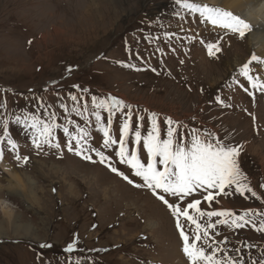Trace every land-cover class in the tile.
I'll return each mask as SVG.
<instances>
[{
	"label": "rangeland",
	"instance_id": "1",
	"mask_svg": "<svg viewBox=\"0 0 264 264\" xmlns=\"http://www.w3.org/2000/svg\"><path fill=\"white\" fill-rule=\"evenodd\" d=\"M207 43H221V50L209 57ZM250 58L248 33L240 38L230 30H216L175 0H0V104L4 105L0 135L3 121L8 120L9 134L22 157L62 164H41L46 171L37 175L29 168L18 175L6 167V175L0 170V202L9 200L15 206L13 213L0 207V264H190L175 218L149 189L129 184L101 164L94 152L87 153L90 161L68 151L63 127L73 135L83 129L88 145L104 151L113 166L136 183L142 182L118 162L114 155L118 145L102 147L103 133L92 115L93 96H114L131 106L112 118L110 135L117 140L126 112L132 114L133 128L138 117H144L140 124L145 135L148 117L155 112L162 138L165 118L170 117L179 122L174 126L186 141L198 129L222 143L242 146L240 168L260 199L228 188L227 195H216L209 203L200 190L182 206L200 199L205 211L264 212V90L247 83L236 95L229 94L231 109L244 110L238 119L216 109L220 95L245 79L240 69ZM249 74L264 82L262 64L250 65ZM26 113L46 122H52L55 114L60 127L53 129L52 144L59 143V148L33 145L38 130L15 123L17 115ZM100 114L106 124L108 113L100 109ZM127 144L147 163V151L142 142L135 145L131 132ZM0 147L4 163L28 166L15 159L6 141ZM63 202L67 204L62 207ZM205 222L206 218L201 220ZM210 235L230 256H237L234 249L240 248L246 264L264 253V232L251 224L243 228L220 224ZM74 240L76 248L66 253L65 247ZM44 243L52 247L42 248ZM27 245H36L35 250L28 251Z\"/></svg>",
	"mask_w": 264,
	"mask_h": 264
},
{
	"label": "snow or ice",
	"instance_id": "2",
	"mask_svg": "<svg viewBox=\"0 0 264 264\" xmlns=\"http://www.w3.org/2000/svg\"><path fill=\"white\" fill-rule=\"evenodd\" d=\"M175 3L191 13H198L202 21L210 23L214 27L230 30L240 38H244L253 27L246 19L242 18L241 14H234L232 11L219 6L210 7L207 3H194L192 0H175ZM206 47L210 56L214 55V50L216 52L221 50L217 43H207ZM257 64H264V59L252 54L240 72L252 88L264 90V83H260L258 77L249 74L250 65L255 66ZM129 67L134 66L129 65ZM241 86L243 87V85ZM83 91L87 92V89ZM71 99L76 101L77 97L73 95ZM92 103L94 105L92 115L95 116L98 130L103 133L102 147L107 149L113 145H118V149H114V155L118 158V162L126 164L132 170V175L140 178L142 182L136 183L134 179L113 166L112 158L106 155L104 151L88 145L86 140L88 134L83 129H78V134L73 135L69 132L68 127H63V132L69 137L66 145L68 151H75L76 155L90 161L92 156L87 153L94 152L101 164H106L113 173L120 175L129 184L136 188L149 189L175 218V227L182 240V251L190 264H246L244 258L239 256L240 248L234 249L238 254L237 256H230L227 250L219 247L221 242L214 240V235H210V230L214 231L217 225L230 223V226L234 228H243L251 224L256 231L264 232V212L254 213L247 210L237 215L229 210L205 211L200 207V199L191 200L186 203V206H182L183 202L200 190H202L203 200L209 203L215 199L216 195L221 193L227 195L226 190L228 188H234V191L242 196L245 193H250L251 196L260 199L257 192L245 182L247 176L240 168L239 155L242 146L222 143L211 133L201 134L198 129H193L189 133L190 142L186 141L182 134H178L177 127L174 126H178L179 122L173 121L170 117L165 118L164 123L167 128L162 138L158 116L155 112L150 113L148 117L150 127L146 130V135L142 134V125L140 124L144 117H138V123L133 128L132 114L130 111L126 112V118L121 122L120 137L117 140L110 135L112 118L116 111L130 109L131 106L114 96H109L107 99H98L93 96ZM0 107H4V105L0 104ZM61 107L65 106L61 105ZM84 107L87 110V106ZM100 109L108 113L106 124L101 117ZM73 111L82 115L77 108H74ZM54 120V113L52 114V122L43 121L31 113H26L23 117L19 115L15 117L16 124H23L25 127L38 130V134L34 132L32 136V143L37 149L44 144L50 147H60L59 143L52 144L53 129L60 127ZM130 132L134 137L135 145L139 146L142 142L143 148L147 151V163L142 162L138 150L130 151L127 144ZM73 140H75V144L72 143ZM5 141L15 159L27 163L29 158L19 154V146L9 134L8 120L3 121V135H0V145H4ZM3 157L4 148L0 147V160ZM158 165L162 167H158ZM190 210H194L198 215H192ZM257 216L260 217L259 220L255 219ZM214 217L217 219L213 222L212 218ZM181 218H183V222ZM205 218L207 222L201 223V220H205ZM186 225L188 231H186ZM223 243L227 244V238L224 239ZM76 244L75 240L67 244L64 251L72 253ZM41 247L51 248L52 245L44 243L41 244ZM248 247L251 248L252 245ZM220 253H223L222 257L219 255ZM251 264H264V253L259 260H252Z\"/></svg>",
	"mask_w": 264,
	"mask_h": 264
},
{
	"label": "bare ground",
	"instance_id": "3",
	"mask_svg": "<svg viewBox=\"0 0 264 264\" xmlns=\"http://www.w3.org/2000/svg\"><path fill=\"white\" fill-rule=\"evenodd\" d=\"M196 3H207L211 6H219L226 10L232 11L234 14H241L253 27L248 32V41L251 47V55L256 54L264 59V0H194ZM91 6V5H90ZM92 7V6H91ZM108 9V8H106ZM157 9V8H156ZM161 9V8H160ZM111 10V9H110ZM158 10V9H157ZM109 11V10H108ZM120 11V10H119ZM118 11V12H119ZM115 12V11H114ZM111 13V12H110ZM113 13V12H112ZM109 14V13H108ZM115 14V13H114ZM113 15V14H112ZM112 17V16H111ZM140 19V18H139ZM178 27V26H177ZM172 28V27H171ZM174 28V27H173ZM180 28V27H179ZM216 30L218 27H214ZM195 32V31H194ZM220 32V31H219ZM226 32V31H224ZM214 33V32H213ZM221 33V32H220ZM229 33V32H228ZM188 34V33H187ZM212 34V33H211ZM222 34V33H221ZM220 34V35H221ZM230 34V33H229ZM171 35V33H170ZM179 34H177L178 36ZM181 35V34H180ZM225 35V34H224ZM235 35V34H234ZM174 35H172L173 37ZM185 36V35H184ZM190 36V35H189ZM227 36V34H226ZM170 37V36H169ZM175 37V36H174ZM219 37V36H218ZM246 37V36H245ZM183 39V38H181ZM180 39V40H181ZM189 39V37H188ZM219 39V38H218ZM222 39V37L220 38ZM225 39V37H224ZM229 39V38H228ZM170 40V39H169ZM186 40V39H185ZM171 41V40H170ZM194 41V40H193ZM196 41V40H195ZM243 41V40H242ZM187 42V41H186ZM221 44V43H220ZM219 44V46H220ZM245 44V43H243ZM230 45V44H229ZM242 45V44H240ZM223 46V45H222ZM242 47V46H241ZM233 48H235L233 46ZM232 49V48H231ZM237 50V49H233ZM243 50V49H242ZM208 51V50H207ZM215 53V52H214ZM234 53V51H233ZM208 54V53H207ZM231 54V53H230ZM229 54H227L228 56ZM210 57V55L208 54ZM233 56V54H232ZM230 56V57H232ZM240 56V55H239ZM241 57H239L240 60ZM176 59V58H175ZM235 59V58H234ZM174 60V59H173ZM185 60V59H184ZM243 60V59H242ZM175 61V60H174ZM232 61V60H231ZM195 62V61H193ZM181 63V62H180ZM243 63V62H242ZM241 63V64H242ZM191 65V63H190ZM264 66V64H262ZM85 177V175H84ZM94 177V176H93ZM88 181V180H87ZM90 182V181H89ZM18 192V191H17ZM0 207L4 212L13 213L15 206L7 201L0 202Z\"/></svg>",
	"mask_w": 264,
	"mask_h": 264
},
{
	"label": "crops",
	"instance_id": "4",
	"mask_svg": "<svg viewBox=\"0 0 264 264\" xmlns=\"http://www.w3.org/2000/svg\"><path fill=\"white\" fill-rule=\"evenodd\" d=\"M42 164H44V163H42ZM13 172H16L17 175L20 174V173H23V171H22V172H18V171H16L15 168H13ZM30 176H31V175H30ZM31 177H32V176H31ZM32 179H33V178H32ZM33 180H34V179H33ZM55 190H57V188H55ZM24 198H25V195H24ZM62 204H64V202H63ZM53 228H54V225H53Z\"/></svg>",
	"mask_w": 264,
	"mask_h": 264
}]
</instances>
